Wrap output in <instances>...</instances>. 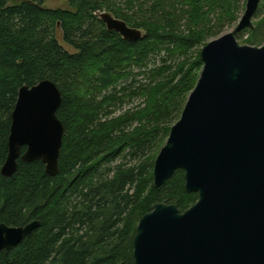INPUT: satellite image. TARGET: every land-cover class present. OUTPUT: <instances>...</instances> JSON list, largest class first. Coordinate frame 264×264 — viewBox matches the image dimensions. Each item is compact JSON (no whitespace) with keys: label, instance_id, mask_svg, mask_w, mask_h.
Masks as SVG:
<instances>
[{"label":"trees","instance_id":"1","mask_svg":"<svg viewBox=\"0 0 264 264\" xmlns=\"http://www.w3.org/2000/svg\"><path fill=\"white\" fill-rule=\"evenodd\" d=\"M45 1L0 0V224L40 223L0 264H136L140 220L157 204L185 212L198 201L182 171L155 188L154 165L199 81L202 49L238 20L240 1ZM104 13L142 38L109 31ZM262 27L241 33L246 43L259 44ZM44 80L62 94L59 173L19 160L6 178L19 92Z\"/></svg>","mask_w":264,"mask_h":264},{"label":"water","instance_id":"2","mask_svg":"<svg viewBox=\"0 0 264 264\" xmlns=\"http://www.w3.org/2000/svg\"><path fill=\"white\" fill-rule=\"evenodd\" d=\"M261 2L248 0L236 29L201 51L199 81L154 165L155 188L182 171L186 191L198 201L185 212L157 204L140 220L136 264H264V46L237 40L254 29ZM101 19L127 41L142 38V31L110 14ZM61 104L51 80L20 90L4 177L14 176L19 160L41 161L48 175H58ZM39 224H0V253L21 245Z\"/></svg>","mask_w":264,"mask_h":264},{"label":"rangeland","instance_id":"3","mask_svg":"<svg viewBox=\"0 0 264 264\" xmlns=\"http://www.w3.org/2000/svg\"><path fill=\"white\" fill-rule=\"evenodd\" d=\"M142 1H147L148 3H151V4L153 3L152 0H142ZM239 1H240L241 9L238 12V17H239L238 20L235 21L234 23H231V22H229V20H227V22L224 25L223 34L220 37H222L228 33L233 32L236 29V27L238 26L241 18L243 17L245 10H246V4H247L248 0H239ZM44 8L49 9V10H64V9L66 10L69 8L68 0H46L45 4H44ZM253 25H254V29L257 28V26L259 27L260 25H263L261 30L264 32V0H262L260 7H259V10L253 18ZM249 37H250V34H248V33L240 34V35H237V40L241 45H249V46H253V47L264 46V36L262 38L260 37V43L257 45H251V44L246 43V40L249 39ZM57 38L66 50L73 52L72 48L68 47L67 45H65L63 43L61 33H58ZM216 39H218V38H216ZM216 39H213V40H216Z\"/></svg>","mask_w":264,"mask_h":264}]
</instances>
